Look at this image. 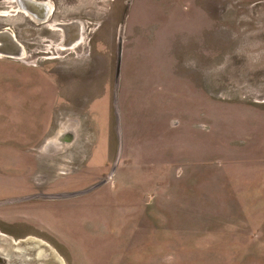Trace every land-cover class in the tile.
I'll list each match as a JSON object with an SVG mask.
<instances>
[{
    "label": "rangeland",
    "instance_id": "374dc122",
    "mask_svg": "<svg viewBox=\"0 0 264 264\" xmlns=\"http://www.w3.org/2000/svg\"><path fill=\"white\" fill-rule=\"evenodd\" d=\"M35 1L0 0V264H264V0Z\"/></svg>",
    "mask_w": 264,
    "mask_h": 264
},
{
    "label": "water",
    "instance_id": "95a60500",
    "mask_svg": "<svg viewBox=\"0 0 264 264\" xmlns=\"http://www.w3.org/2000/svg\"><path fill=\"white\" fill-rule=\"evenodd\" d=\"M13 2L17 4L18 9L21 11L23 10L31 11L29 7H32V9L38 8L40 11L42 10L43 15L44 13H47L48 15L49 9L45 2H40V1H35V0H13ZM27 4H29V7L27 6ZM62 28L66 30L65 32L69 33L72 30L73 26L63 25ZM3 38H5V41L7 40L9 42L8 43L9 47L0 48V54L8 55V56H19L21 54L20 49L17 46V44L12 40V38L9 35L2 34L0 39L2 40ZM73 39L70 38L68 40V43L72 44L74 42ZM64 45H66V43H64ZM10 47L12 48L11 50H10Z\"/></svg>",
    "mask_w": 264,
    "mask_h": 264
},
{
    "label": "bare ground",
    "instance_id": "6f19581e",
    "mask_svg": "<svg viewBox=\"0 0 264 264\" xmlns=\"http://www.w3.org/2000/svg\"><path fill=\"white\" fill-rule=\"evenodd\" d=\"M27 6L29 7V4H27ZM29 8L31 9V11H27V10L26 11L29 13V15H32V17L38 21H42L46 19V17L48 16L47 13H44L43 15L42 10L40 11L38 8L36 9H32V7H29Z\"/></svg>",
    "mask_w": 264,
    "mask_h": 264
},
{
    "label": "flooded vegetation",
    "instance_id": "af4514ba",
    "mask_svg": "<svg viewBox=\"0 0 264 264\" xmlns=\"http://www.w3.org/2000/svg\"><path fill=\"white\" fill-rule=\"evenodd\" d=\"M15 3V2H14ZM16 4V3H15ZM17 5V4H16ZM20 11V10H19ZM2 34H4V33H0V37H1V35ZM2 41V40H1ZM4 44V43H3ZM4 47V46H3ZM9 47V46H8ZM0 48H1V44H0ZM21 55V54H20ZM20 55L19 56H9V57H12V58H17V57H20Z\"/></svg>",
    "mask_w": 264,
    "mask_h": 264
}]
</instances>
